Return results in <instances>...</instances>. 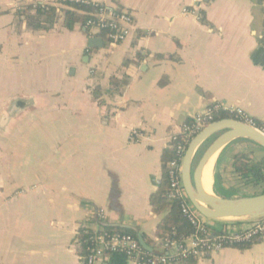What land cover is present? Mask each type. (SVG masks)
<instances>
[{"label":"crops","instance_id":"1","mask_svg":"<svg viewBox=\"0 0 264 264\" xmlns=\"http://www.w3.org/2000/svg\"><path fill=\"white\" fill-rule=\"evenodd\" d=\"M92 1L131 13L121 41L66 27L62 0L47 5L52 19L37 0H0V264H80L78 229L102 223L138 227L155 249L167 210L152 216L150 197L171 137L215 102L264 124V0ZM116 71L127 77L110 95ZM248 149L235 140L213 172ZM222 219L207 224H250ZM194 260L264 264V240ZM95 264L136 263L103 253Z\"/></svg>","mask_w":264,"mask_h":264},{"label":"trees","instance_id":"2","mask_svg":"<svg viewBox=\"0 0 264 264\" xmlns=\"http://www.w3.org/2000/svg\"><path fill=\"white\" fill-rule=\"evenodd\" d=\"M62 3L68 7L65 10V25L68 28H70L76 22H79L85 26V23L88 19H94V12L99 9L107 10L103 4H98L95 6L92 4L69 2L67 0L62 1ZM36 7L37 11L42 16H45L48 19L53 18V7H41L40 5H37ZM98 36H103V33L100 32ZM125 64L126 63H124L120 69H123ZM118 71H116L111 78V88L110 92L108 93L110 95H112L113 92L121 93V90L124 86V79L127 76L125 73L120 75ZM209 108H211V106ZM210 115V118L204 123L205 125L224 118H234L231 113L224 110H211ZM254 121L258 126L264 125L261 121L256 119H254ZM192 123H194L193 119L187 121L185 126H190ZM190 139L191 137L188 138L186 142H184L185 147L187 146ZM252 144L255 145L257 149L242 150L233 156L230 164L231 171L229 173H219L217 171L213 172L212 182L216 194L222 197L236 198L264 193V148L254 142H252ZM260 150L263 151L261 156L259 154ZM175 151V144L172 143V147L163 153L162 162L164 167L162 181L160 187L150 197L152 216H156L167 210L164 218L159 222L156 228L155 236L159 242L157 247H154L155 249H152L151 251H147L142 248L139 244L138 237L140 235L143 240H147V238L143 234H140L139 232L129 228L103 227L102 230H94L87 226H82L76 233V240L78 243L77 254L80 258V261L86 262L87 259L91 257L93 251L97 248V237L101 235L106 236L117 234L120 236H127L140 246V251L143 254L156 257L166 254L164 248L166 242H179L182 238L192 234L203 239H218L229 234L227 230L228 227L234 228L236 230L238 227L244 226L243 223H233L228 225L218 223L217 226L205 224L203 225V230H198L190 224L187 218L183 215L181 208L182 200L171 199L168 196L170 189V179L167 174L166 163L176 157ZM215 180H220L229 185L230 193L227 194L219 192L215 185ZM262 240H264V238L256 236L252 237L246 242L233 244L222 242V244H224L226 247H233L243 250L250 248L253 244ZM105 254L109 253L105 252ZM167 258L170 264H192L195 261L194 257H183L179 253L170 254L167 256Z\"/></svg>","mask_w":264,"mask_h":264},{"label":"built area","instance_id":"3","mask_svg":"<svg viewBox=\"0 0 264 264\" xmlns=\"http://www.w3.org/2000/svg\"><path fill=\"white\" fill-rule=\"evenodd\" d=\"M67 1L77 2L80 4H92L95 6L101 4L92 0ZM51 2L52 0H37V5L44 7L49 5ZM105 7L107 10L99 9L94 12V19H88L85 23V27L92 37H96L100 32H102L103 37L108 42H119L124 36L125 25L132 22L131 13L118 6ZM211 110L227 111L234 116L233 119L241 121L264 134V125L258 126L253 118L247 116L238 108H227L220 102H215L211 105V108L208 107L204 112L196 114L193 117L194 123L190 126H184L180 133L174 134L171 137L172 143L175 144L176 157L166 163L167 174L170 179L168 196L171 199L182 200L181 208L183 215L187 218L190 224L198 230H203V225L207 224V220L203 218L188 202L181 184L180 167L181 160L186 149L184 142H186L188 138L195 136L205 126L204 123L211 116ZM137 135V131L133 130L132 136ZM227 230L229 234L218 239H203L192 234L182 238L179 242H166L164 245L166 254L156 257L143 254L140 251L141 245L139 246L134 240L127 236H120L117 234L106 236L101 235L97 237V248L93 251L91 257L88 258L86 262L80 261V264H95L97 258L102 256L105 252H108L109 254L113 253L124 255L136 264H170L167 256L176 253L181 254L183 257L191 256L194 258H200L226 247L222 244V242L233 244L246 242L256 236L264 238V219L250 222V224L240 226L236 230L228 227Z\"/></svg>","mask_w":264,"mask_h":264},{"label":"water","instance_id":"4","mask_svg":"<svg viewBox=\"0 0 264 264\" xmlns=\"http://www.w3.org/2000/svg\"><path fill=\"white\" fill-rule=\"evenodd\" d=\"M100 42L96 38L90 39V43L94 46H97ZM214 137L216 139L206 151L196 171L194 188L192 185L194 158ZM239 138H246L264 148L263 133L233 118H224L210 122L193 136L186 146L180 167L181 184L190 205L206 220L218 221L224 217L241 215H249L248 222L264 219V193L227 198L216 194L212 188L208 189L204 184V173L208 164L214 161L229 144ZM252 215L256 217L254 218L256 220L250 219ZM102 226L129 228L139 232L138 227L123 224L102 223ZM138 240L145 250L151 251L140 235Z\"/></svg>","mask_w":264,"mask_h":264},{"label":"rangeland","instance_id":"5","mask_svg":"<svg viewBox=\"0 0 264 264\" xmlns=\"http://www.w3.org/2000/svg\"><path fill=\"white\" fill-rule=\"evenodd\" d=\"M215 139V137L214 138H212L211 140H210V143L213 141ZM202 152H198L197 154H196V157L194 158V162H193V171H192V185L194 186V188H195V174H196V171L198 170V168H199V165H200V159H201V156H202ZM202 160V159H201ZM249 215H245V216H234L235 218H238V219H235V220H230V221H248V217ZM253 215L251 216V218L250 219H253V220H256V219H254V218H256V217H253ZM222 220H227V219H222Z\"/></svg>","mask_w":264,"mask_h":264},{"label":"bare ground","instance_id":"6","mask_svg":"<svg viewBox=\"0 0 264 264\" xmlns=\"http://www.w3.org/2000/svg\"><path fill=\"white\" fill-rule=\"evenodd\" d=\"M214 161H211L206 170H205V173H204V184L205 186L209 189L211 187V185H209V183L211 182V179H212V173H213V169H214ZM236 217V216H235ZM235 217H224L223 219H227V220H235V219H238V218H235ZM249 217V216H248ZM251 218V217H250ZM253 218V217H252Z\"/></svg>","mask_w":264,"mask_h":264}]
</instances>
